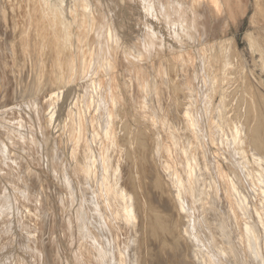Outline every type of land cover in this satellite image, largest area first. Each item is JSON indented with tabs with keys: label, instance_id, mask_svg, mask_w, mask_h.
<instances>
[{
	"label": "rangeland",
	"instance_id": "1",
	"mask_svg": "<svg viewBox=\"0 0 264 264\" xmlns=\"http://www.w3.org/2000/svg\"><path fill=\"white\" fill-rule=\"evenodd\" d=\"M18 1L20 6L27 7L25 1L22 0V3L21 0ZM143 1L122 0L120 3V9L118 8L119 12L117 15V20L119 19L117 34L119 36L116 41L113 42L111 49L114 69L110 70L108 73L106 72L105 75H100L92 80L109 77L112 74H114L113 77L116 76L118 81H121L122 79L124 81L127 80L126 83L129 92L128 99L132 101V104L134 105L132 106L131 104L132 107L130 106V103L128 102L129 100H127L124 94V102H126L124 106L121 107L122 110H125L127 113L129 110L134 111V106L142 103L140 105L142 108L141 110L145 111V116H147L149 120L142 123L141 121L139 122L136 115H133L136 116L133 117V119L135 118V121L128 117V115L126 118L123 117L125 119H122V122H126L125 124L128 126L127 130L131 133L129 135L126 129L123 130L124 132L116 130V132L120 131V133H116L117 137L113 140L114 142L109 141V144L107 143L108 150L106 149V151L104 149L106 143L104 144V141L102 140V137L106 134V129L103 130L102 127L98 126L99 121L94 118L97 115L96 110L98 109L97 112H99V110H102L106 104H104L103 107L102 105L99 106L101 107L99 108V100L98 102L94 101L96 104L92 102L86 103L82 97L76 98L74 95L70 101L71 107H73L74 111L76 110L75 112H78L74 114V118L77 116L74 124L78 127H81L82 125V127H79L80 133L77 136L78 138L73 146L70 147L71 149H69L70 142L67 141L68 134H63L65 132H63L64 128H62L63 123L66 126V115H68L69 110V106L65 105V103L67 105L68 103L66 99H64L63 94L65 91H68L66 90V87L70 92H76L78 89L77 87L80 86L84 79H79V76L77 78L79 71L77 72L78 69L75 68V70L72 71L73 74L69 72L70 77L68 81L65 80L68 84L64 83L63 85L61 83V85L55 83V85H53L54 87L50 89L51 86H49L48 88L46 75L51 67L48 68L50 61H48L49 59L46 57V53L43 50H41L40 53H43L44 55L37 53L39 59L36 58L37 56L33 53L32 55L29 54L26 56V48L22 49L19 44L17 46L14 38L15 43L12 39L9 41V38L13 37L12 34L17 31L13 29V22L16 21L14 20L15 17L13 16V12H16L14 7H16L17 3L14 0H1L0 159L4 161L3 163H6V166L11 167V165H13V168L17 169L18 167L19 170L21 169V163L15 160L14 154L19 160L22 158L24 161H28V163L24 162L25 164H23V168L24 170H27L31 168V165L33 166L38 178L37 180H39L36 186L40 191L36 188V192L35 190L30 192L32 190L30 188L28 189V185L24 184L20 187L21 192L23 190L21 193L22 198L18 197L20 200L18 198V201L15 199L16 201L14 200L15 202H11L12 205L10 206H8L9 202L1 203L0 201V264H8L5 258L8 251H10V247L7 248L8 250L5 249L7 246L4 242H6L5 236L8 234L9 230L11 231L10 227H12V230L19 229L17 230L19 234L16 230L14 231L19 241L17 246L15 243L13 249H11V251L14 250V254L19 258V261H17V258L14 257V264H27L28 262H31L30 264H32L34 260L33 258L35 257V260L38 262L34 260L33 264H40V260L41 263H43L45 262V258L39 256V259L38 255H41L40 253H42L43 256L47 254L51 255L55 252L56 256H67L69 258L71 257L70 255H72V250H70V248L77 250L79 244H83V246L88 249L91 247L92 249H90L96 256L99 254H96V252L104 250L103 253H105V256L110 259H107L108 261L106 262H111V264H120V261L121 264H134L133 261H136L134 258L137 259L138 257L137 261H140L141 264H175V260L178 258L185 259L187 264H264V183L258 179L257 170L250 162H247L248 164L246 163L245 166L240 162L238 150H236V148L231 147L233 150L229 151L218 146L215 144L216 142H214V122L217 120V116L214 118V115L225 114L224 117H226L227 121L230 120L234 115V112L232 114L234 108L243 109L241 101L239 100H244V104L249 107L248 115L246 114L247 117L244 119L240 118L241 121L239 122H244L243 124L245 125V122H247L249 129L254 131L252 134H254L255 131L264 132V52L262 53V51H264V0H195L193 7L190 8L191 0H151L150 4H145ZM5 2L6 4L8 3V5H6ZM9 2H14L15 5H11ZM153 5L156 6V8ZM148 8H150V10ZM200 8H203L205 16L210 20V25H207L204 30H200ZM13 9L14 11H12ZM44 9L46 8L44 7ZM155 12L157 14H154ZM216 14L219 15L220 19V22L217 23ZM208 15H210V17ZM43 25L46 28L50 26V24L47 26L45 21L43 22ZM156 25L158 26L156 27ZM155 28L160 31V34L157 33ZM107 29L111 32V25H108ZM183 33L187 37L185 42H181L180 40V36ZM18 34L19 33L16 34L17 36L15 35L16 38H18L21 33ZM133 38L136 39V42H141L144 48H148V45L154 44L155 38H161L163 44L161 46H163L164 49L163 54L158 55L154 60L149 61L146 64L143 63V67H147L148 69H146V71L153 72V68H155L153 64L157 63L159 59H162L161 61L163 64L160 68L161 70L158 68L161 71L162 77L159 79L158 76V81H155V85L153 77H147L148 79L146 78L147 81H145V84L147 85L138 88L128 77V67L124 64L123 52L125 51V55H128V53L131 52V49L124 45L128 46ZM127 39L128 41L126 42ZM9 42L14 43L15 45L12 47L10 44L9 46L7 44ZM178 44L181 46H178ZM16 46L19 47V49H17ZM167 49H169V51H167ZM16 50L17 52H15ZM175 51H177L180 56ZM130 55H134V52H131ZM169 56H172L174 60L168 58ZM42 57L47 58H45L47 60H45L46 63L42 61L44 60L41 59ZM166 58L168 62L172 61V63H168ZM225 60H228L231 67L223 65V63L226 64ZM41 62L42 65L44 62V66L41 65ZM76 62H78V58L76 59ZM35 65L37 66L35 67ZM64 65L65 64L62 65V63H60L61 74L64 72L66 73L67 68ZM167 65L169 66L167 67ZM34 74H36V77L38 74L42 81L40 80L41 83L37 88L38 90L28 92V90H30L28 89L29 84L32 85V81L35 78ZM152 75L154 76V73H152ZM211 75H214L219 83L218 88L214 87V90H212L213 88L210 85H206L204 82L205 78H209ZM60 78L62 79L63 77ZM107 80L109 81V79ZM89 85L88 91L91 95L93 93V88L91 87L93 86L91 82ZM55 86H57L56 89L60 91L54 90ZM143 88L145 89L143 90ZM84 89L85 88H83V91ZM139 89H141V91H139ZM26 91L29 93H27L28 96L26 95ZM43 91L46 92L44 93ZM58 93L61 94V96ZM209 93L211 96H209ZM221 94L225 97L224 99L222 98L224 103H221H223V105L219 104V98L222 96ZM53 95L56 96L54 97ZM91 96H93V94ZM206 97L207 100L205 99ZM85 99H87V97H85ZM47 100H49V105H47ZM186 100L190 101L188 102L189 106L188 103H186ZM205 100L208 101V104H211L208 110L204 108L206 103ZM55 102L58 105L57 108L59 107L58 109L56 108ZM71 102L75 103L73 104L75 106H73ZM27 103L28 105H26ZM144 103L146 106H144ZM80 104H82L81 106H83V109ZM53 105L56 109L52 108ZM77 106L83 110L82 113L81 109ZM219 106L220 108L222 107V109H220ZM65 107L67 108L65 109ZM216 108L219 110L217 111ZM47 109L52 112L49 113ZM62 109H64V112ZM45 112L48 113L46 114ZM60 113H64L63 116L66 118L63 117V122L59 119L60 117L62 118V114ZM49 114H51V116ZM78 117L82 121H79ZM57 118L60 120L58 123ZM49 119L52 122H50ZM76 120L79 123L76 122ZM44 121H47L48 123ZM76 125L74 126L76 127ZM168 125L172 128L168 127V129ZM250 126H253L254 128L252 129ZM8 127L16 128L17 132L15 134L13 133V135L7 134L10 139L7 142H4L5 131L9 129ZM133 127L136 128L134 129ZM165 128L168 129V132H165L167 131ZM169 130L172 131L173 136V138L171 137L170 139L169 136H166L169 133ZM137 131L140 133L144 132L143 136L147 139V141L145 139L147 145L144 146V152L140 149L138 151L136 150L138 149V145L135 143V136L139 135V132ZM101 132L104 134H101ZM192 133L195 135L197 134L195 138V135H192ZM23 134L27 136L26 138L28 140L23 138ZM250 134L248 133L246 135L249 139L254 136H251ZM51 136L53 137L50 138ZM120 136L123 137V140ZM126 136L130 143L127 142V140L124 141ZM118 137H120V139ZM225 137L227 136L225 135ZM81 139L85 141V144H88L86 145L88 146V149L86 147L83 148L84 150L82 149ZM175 141L178 142L177 146ZM117 142H119V145ZM121 142L127 143L126 145L124 143L125 146H123V143ZM247 143L244 144L245 148L243 151V155L248 154L245 155V158H248L249 156L251 157L253 154L252 146L250 143ZM111 145H113L112 149ZM7 146L8 149L5 148ZM126 146L128 148L127 150ZM181 146H186L183 152H180V148H182ZM120 147H124L122 150H126L125 153L130 154L129 161L125 160L126 158L123 157L125 153L122 152L124 154L122 155L121 152H119L118 149ZM1 148L4 150H1ZM164 148L169 152H166L165 150L164 154H166L162 155ZM85 149L89 151L87 155H93V157L89 156L90 161L87 160L89 166L84 162L85 159L83 154L87 153H84ZM7 150L9 151L7 152ZM114 151L118 152H116L117 156H119L118 154H121L118 159L115 158L116 153L114 154ZM9 152L13 153V156L10 155ZM105 152H108L111 156L109 157V154ZM137 152H140L141 155ZM100 153L104 154L101 155ZM85 157H87L86 154ZM161 157L168 158L163 159ZM256 157L257 156L255 155L254 158ZM108 158H110L109 160H112L111 164H117V169L113 168L115 167L113 165L108 168L104 167L103 160ZM142 158L144 161L145 159H148L149 162L145 161L146 163L144 164ZM78 159L80 160L79 162ZM122 159L124 164H122ZM10 160L14 161L10 162ZM32 160L34 161V163L32 162L33 164H31ZM118 160L119 162L117 163ZM168 160L172 161L171 164L175 162L177 165L174 164L172 167L166 168L164 164ZM50 161H54L52 166ZM78 163L79 165L82 163L80 166L84 165L85 167L87 166L86 168H90L84 169L83 166H78ZM142 165H147L146 170L150 173H146L145 175L147 176L142 174V170H145V167ZM79 168H82L83 170H80ZM128 168L130 169L133 183H135V188L138 187V190L135 189L136 198H138V208L135 210L137 213L136 222L138 220L139 224L137 228L134 226L133 219L131 220V217L127 213L128 209L126 208H129V202L128 200L126 201L127 197L124 196L117 198V196L112 193L111 188L109 189L107 187L110 184L109 182L112 177L113 180L116 179V177H114L115 175L113 176V172L116 174L117 171L116 176H119V174L124 175L125 172L129 170ZM149 169L151 170L149 171ZM13 175H15V178L19 177L18 174L16 175L13 173ZM125 178L126 177L123 176V179ZM28 179L29 178L27 177L25 182H27ZM152 180L159 184V188L150 191L147 187H149L150 184L152 185ZM110 186L111 185H109V187ZM148 191H150L149 194L154 192L153 195L156 200H153V198L147 193ZM24 194L27 196L24 197ZM36 194L40 195L39 197L42 196V201H37ZM23 197L27 200H24ZM23 200L25 201L24 203ZM16 202H20L21 206ZM54 202L56 205H54ZM5 204H7V206H5ZM176 205L178 208H175ZM17 207L20 208L18 209ZM41 207L43 209H41ZM17 209L19 210L18 213L15 212ZM42 210L44 212L41 213ZM34 211L38 213L36 221L34 220ZM7 213L8 215L6 217L4 214ZM22 214H24V216ZM152 214H155L153 215L154 218L156 217V219H159L160 221L163 220L162 222L164 225L166 223L167 228H165V231L163 230L164 232H160L162 234L159 232L153 234V232L150 231L147 223L149 222V219L152 218ZM12 215L13 218L11 217ZM182 215L186 216V221L188 219L187 224L181 223ZM21 216L24 217L21 218L22 220L20 219ZM14 218H19V220ZM91 219L93 221H91ZM20 221L23 226H21L22 224ZM6 224L7 227H5ZM35 226L38 229L39 226L42 228L39 229L41 230V233L35 228ZM80 226H82L81 229ZM4 227L8 230L6 231ZM32 227H34L35 230L30 229ZM92 227H95L96 229H93ZM250 231L254 236V242L256 241L257 256L253 255L252 245L246 236V232ZM149 233H152L153 236ZM35 234L37 235L35 236ZM178 235L180 237H178ZM93 237H95L94 240ZM59 240H61V244L58 242ZM98 246L99 248H102H100V251ZM74 253L75 251L73 254ZM98 258H101V255L100 257L98 256ZM158 260L160 261L157 262Z\"/></svg>",
	"mask_w": 264,
	"mask_h": 264
},
{
	"label": "bare ground",
	"instance_id": "2",
	"mask_svg": "<svg viewBox=\"0 0 264 264\" xmlns=\"http://www.w3.org/2000/svg\"><path fill=\"white\" fill-rule=\"evenodd\" d=\"M5 1V0H4ZM13 1V0H12ZM16 3H17V5H16V7H14V9L16 10V12H13V16L15 17V19L14 20H16L15 22H13V29L16 31V32H14V33H21L20 34V36L18 37V38H16V34H12V38L10 37L9 38V41H10V39H12L13 40V42H14V39H15V42L17 43V46H18V44L19 45H21L20 47H22V49H24V48H26L25 50L27 51V54H26V56L27 55H29V54H31L32 55V53L34 54V55H36L37 56V53L39 54L40 53V51L41 50H43L45 53H46V57H48V61H50L49 63H50V65H48V68L49 67H51L50 68V70L49 71H47V75H46V78H47V84H48V88H49V86H51L50 87V89L52 88V87H54L53 85H55V83L56 84H63L64 85V83L66 84H68V82H66V81H68V79H69V77H70V75H69V72H71L72 73V71L73 70H75V68H77L78 70H77V72L79 71V74L77 75V78H78V76H79V79H81V78H83L84 80L82 81V83L80 84V86L79 87H77L78 89L76 90V92L75 91H72V92H70L69 91V89L66 87V90H68V91H65L64 92V99H66V101H67V103H68V105L65 103V105L66 106H69L68 108H69V110H68V115H66V113H65V115L67 116V119L65 118V116H63V114L62 113H60V114H62V118L60 117L59 119L60 120H62V122H63V117L66 119V126L64 125V123H63V127L62 128H64L63 129V132H65V133H63V134H68L67 135V141L68 142H70V144H69V149H71L70 147H72L73 146V144L76 142V140H77V136H78V134L80 133L79 131H80V129H79V127L76 125V124H74V121H75V119H76V117L74 118V114L75 113H78V112H75L74 111V109H73V107H71V105H70V101H71V98H73V95H74V97H79V98H83L84 99V101L87 103H89V102H92V103H94V101H97L98 102V100H99V102H98V107L99 106H101L102 105V107H103V105L104 104H106V106L105 107H103V109L102 110H99V112H97V110H96V113H97V115L94 117V118H96L98 121H99V125L98 126H100V127H102V129L104 130V129H106V134L102 137V140L104 141V144L106 143V145H105V147H104V149L106 150H108V146H107V143L109 144V141H113V140H115V138L117 137V135H116V133H120V131H123V130H127V128H128V126L125 124L126 122L125 121H123L122 122V119L124 120L126 117H127V115H128V117H130V118H132L133 119V117H136L137 116V118L139 119V122L141 121L142 123L143 122H146V121H148L149 119H148V117L147 116H145L146 114H145V111H143V110H141L142 108H141V104H139V102H138V104L139 105H135L134 107V111L132 112V111H128V113L125 111V110H122V108L121 107H123L124 106V104H125V102H124V98L126 97L127 98V100H129L128 99V85H127V83H126V81L127 80H121V81H118V79H116V76L115 77H113L114 76V74H112L111 76H109V77H104V78H98V79H96V80H92V79H95V78H97V77H99L100 75H105L106 74V72L108 73V72H110V70H112V69H114L113 68V58H112V52H111V49H112V46H113V42L114 41H116V39H117V37L119 36L118 34H117V31H118V20H117V15H118V8H119V5H120V3L122 2V0H23V1H25L26 2V5H27V7H23V6H20V3H19V1L18 0H14ZM143 1V0H142ZM150 1L151 0H144L143 2L145 3V4H147V3H149L150 4ZM192 2H191V5L189 6V8L190 7H193V4L195 3V0H191ZM224 1V0H223ZM227 1V0H226ZM229 1V0H228ZM0 2H1V0H0ZM10 3V2H9ZM21 3H22V0H21ZM153 3V2H152ZM151 3V4H152ZM257 3H258V1H257ZM5 4H6V2H5ZM11 5L13 4V5H15L14 4V2L13 3H10ZM155 4V3H154ZM6 5H8V3L6 4ZM11 5H9V6H11ZM22 5V4H21ZM25 5V6H26ZM154 6V5H153ZM160 6V5H159ZM13 7V6H12ZM11 7V8H12ZM44 7L46 8V9H44ZM155 8H156V6H154ZM221 7V6H220ZM10 8V7H9ZM27 8V9H26ZM151 8H152V6H151ZM161 8V7H160ZM5 9V8H4ZM14 9L12 10V11H14ZM20 9V10H19ZM43 9V10H42ZM120 9V8H119ZM149 10H150V8H148ZM208 9V8H207ZM44 11V12H43ZM150 12V11H149ZM152 12H153V8H152ZM157 12V11H156ZM154 13V14H157V13ZM37 13V14H36ZM10 14V13H9ZM12 14V13H11ZM134 15V14H133ZM199 15H200V21H199V23H200V30H204V28L207 26V25H210V20H208V18L205 16V12L203 11V8H200V10H199ZM157 16V15H156ZM209 17H210V15H208ZM216 16V18H217V20H216V23L217 22H220V19H219V15H215ZM3 17V16H2ZM120 17V16H119ZM132 17V16H131ZM155 17V16H154ZM158 17V16H157ZM194 17V16H193ZM156 18V17H155ZM4 20H5V17H4ZM13 20V21H14ZM131 20H132V18H131ZM154 20V19H153ZM157 20V19H156ZM194 20V19H193ZM46 22V25L47 26H49V24H50V26L48 27V28H46L44 25H43V22ZM208 21V22H207ZM75 22H76V24H75ZM133 22H134V20H133ZM195 22V21H194ZM158 23V22H157ZM196 24V23H195ZM5 25V24H4ZM108 25H111V28H112V30H111V32L107 29V26ZM121 25V24H120ZM155 25V24H154ZM158 25H156V27H157ZM196 26V25H195ZM7 27V26H6ZM159 28V27H158ZM208 28H209V26H208ZM2 29V28H1ZM156 29V28H155ZM10 30V29H9ZM192 30V29H191ZM22 31V32H21ZM156 31H157V33L158 34H160V31H158L157 29H156ZM208 31H209V29H208ZM11 32V31H10ZM8 33V32H7ZM18 34V35H19ZM16 35V36H15ZM190 35V34H189ZM198 35V34H197ZM206 35V34H205ZM121 37V36H120ZM119 37V38H120ZM190 37V36H189ZM14 38V39H13ZM74 38V39H73ZM75 40V41H73V40ZM132 39V38H131ZM186 39H187V37L185 36V34L183 33V34H181V36H180V40H181V42H185L186 41ZM198 39V38H197ZM5 41V40H4ZM128 41V39L126 40V42ZM14 42V43H15ZM136 39H134L133 38V40H131V43L127 46V45H124L125 47H127V48H130L131 49V52L133 53L134 52V55H130V53H128V55H125V51L123 52V60H124V64L125 65H127V67H128V77H129V79L132 81V83H134L135 84V86L136 87H138V88H141L143 85H147V84H145V81H147V79L148 78H152L153 77V81H154V85H155V81H158V76H159V79H160V77H162V75H161V66H162V64H163V62L159 59V61L157 62V63H154L153 64V66H155V68H153V72H150V71H146V69H147V67H143V63H147V62H149V61H152V60H154L158 55H160V54H163V46H161V45H163L162 44V41H161V38H155V41H154V44H151V45H148V48L147 47H145L144 48V46H142V43L140 42H136ZM6 43V42H5ZM14 43H12V42H9V43H7L9 46H10V44L12 45V47H13V45H15ZM129 43V42H128ZM7 44H6V46H7ZM125 44H127V43H125ZM212 44V43H211ZM210 44V45H211ZM214 44V43H213ZM4 45V44H3ZM145 45V44H144ZM219 45V44H218ZM254 45V44H253ZM260 45V44H259ZM264 45V44H263ZM16 46V48L17 49H19V47H17ZM178 46H181V45H179L178 44ZM189 46V45H188ZM198 46V45H197ZM208 46V45H207ZM171 47V46H170ZM261 47V46H260ZM126 48V49H127ZM155 48V49H154ZM172 48V47H171ZM212 48V47H211ZM171 50V49H170ZM174 50V49H173ZM212 50V49H211ZM24 51V50H23ZM123 51V50H122ZM128 51V50H127ZM167 51H169V49H167ZM184 51V50H183ZM186 51V50H185ZM15 52H17V50L15 51ZM22 52V51H21ZM129 52V51H128ZM173 52V51H172ZM177 54H178V52L177 51H175ZM264 51H262V53H263ZM169 53V52H168ZM175 53V54H176ZM179 53H180V51H179ZM183 53V52H182ZM224 53V52H223ZM43 53H40V55H42ZM127 54V53H126ZM173 54H174V52H173ZM184 54V53H183ZM264 54V53H263ZM9 55V54H8ZM15 55V54H14ZM39 55V56H40ZM44 55V54H43ZM179 55V54H178ZM204 55V54H203ZM173 56V55H172ZM172 56H169L168 58H170V59H172V60H174V58H172ZM180 56V55H179ZM178 56V57H179ZM259 56V55H258ZM261 56H263V55H261ZM14 57V56H13ZM45 57V58H46ZM174 57V56H173ZM181 57H184V56H181ZM264 57V56H263ZM262 57V58H263ZM36 58H38L39 59V57L37 56ZM45 58H41V59H44V60H42V61H44L45 62V60L47 59H45ZM78 58V62H76V59ZM28 59V58H27ZM177 59V58H176ZM175 59V60H176ZM183 59V58H182ZM188 60V59H187ZM22 61V60H21ZM37 61V60H36ZM47 61V60H46ZM166 61H167V58H166ZM35 62V61H34ZM38 62H39V60H38ZM44 62H43V65H42V62H41V65L42 66H44ZM165 62V61H164ZM168 62V61H167ZM169 62H171L172 63V61H169ZM168 62V63H169ZM223 62H224V60H223ZM263 62H264V60H263ZM26 63V62H25ZM37 63V62H36ZM46 63V62H45ZM60 63H62V65L63 64H65L64 66H66V73L64 72V73H62L61 74V72H60ZM225 63L226 64H224L223 63V65H227V67H229L230 66V63L228 62V60H225ZM35 64V63H34ZM48 64V63H47ZM177 64V63H176ZM205 64V63H204ZM159 65V66H158ZM170 65V64H169ZM169 65H167V67L169 66ZM203 65V64H202ZM211 65V64H210ZM220 65V64H219ZM37 65H35V67H36ZM174 66V65H173ZM4 67V66H3ZM25 67V66H24ZM63 67V66H62ZM175 67V66H174ZM173 67V68H174ZM178 67V66H177ZM210 67V66H209ZM223 67V66H222ZM231 67V66H230ZM234 67V66H233ZM11 68V67H10ZM38 68V67H37ZM42 68V67H41ZM45 68V67H44ZM160 70H159V69ZM15 69V68H14ZM24 69V68H23ZM40 69V68H39ZM47 69V68H46ZM46 69H44V70H46ZM64 69V68H63ZM145 69V70H144ZM172 69V68H171ZM224 69H225V66H224ZM233 69H235V68H233ZM22 70V69H21ZM148 70V69H147ZM167 70H169V69H167ZM206 70V69H205ZM5 72V71H4ZM46 72V71H45ZM44 72V73H45ZM49 72V73H48ZM63 72V71H62ZM171 72V71H170ZM207 72V71H206ZM233 72V71H232ZM148 73V74H147ZM152 73H154V76L152 75ZM163 73V72H162ZM214 73V72H213ZM222 73V72H221ZM234 73V72H233ZM39 74H40V72H39ZM42 74H43V72H42ZM41 74V75H42ZM73 74V73H72ZM161 76H160V75ZM205 74V73H204ZM229 74V73H228ZM227 74V75H228ZM232 74V73H231ZM12 75V74H11ZM10 75V76H11ZM35 75V78L33 79V81H32V85L31 84H29V87H28V89H30V90H28V92L29 91H36V90H38L37 88L39 87V85H40V80H41V77L40 76H38V74H37V77H36V74H34ZM152 75V76H151ZM223 75V74H222ZM226 75V76H227ZM27 76V75H26ZM74 76H75V74H74ZM216 76V75H215ZM34 77V76H33ZM45 77V76H44ZM60 77H63L62 79L60 78ZM93 77V78H92ZM148 77V78H147ZM221 77H223V76H221ZM220 77V78H221ZM11 78V77H10ZM14 78V77H13ZM23 78V77H22ZM147 78V79H146ZM71 79V78H70ZM75 79V78H74ZM107 79H109V81L107 80ZM125 79V78H124ZM222 79H224V78H222ZM16 80V79H15ZM22 80V79H21ZM32 80V79H31ZM62 80H63V82H62ZM66 80V81H65ZM71 80H73V79H71ZM78 80V79H77ZM23 81V80H22ZM42 81V80H41ZM46 81H45V83H46ZM236 81V80H235ZM72 82V81H71ZM70 82V83H71ZM80 82V81H79ZM90 82H91V84H92V86L93 87H91V88H93V96H91L90 95V93H89V91H88V86H90L89 84H90ZM204 82H205V84L206 85H210L213 89L212 90H214V87H217L218 88V80L214 77V75H211V77H207V78H205V80H204ZM221 82V81H220ZM31 83V82H30ZM73 83V82H72ZM147 83V82H146ZM61 84V85H62ZM167 84H168V82H167ZM221 84V83H220ZM231 85V84H230ZM66 86V85H65ZM130 86V85H129ZM132 86V85H131ZM173 86V85H172ZM220 86V85H219ZM229 86V85H228ZM42 87V86H41ZM43 87H44V85H43ZM42 87V88H43ZM56 87L57 86H55V89L54 90H57L56 89ZM64 87V86H63ZM5 88V87H4ZM41 88V89H42ZM59 88V87H58ZM61 88V87H60ZM83 88H85L84 89V91H83ZM209 88V87H208ZM229 88V87H228ZM232 88V87H231ZM44 89H45V87H44ZM71 89V88H70ZM75 89H76V87H75ZM145 88H143V90H144ZM211 89V88H210ZM222 89V88H221ZM220 89V90H221ZM5 90V89H4ZM142 90V91H143ZM206 90V89H205ZM212 90H211V92H212ZM1 91V90H0ZM41 91V90H40ZM49 91H51V90H49ZM57 91H60V90H57ZM62 91V90H61ZM139 91H141V89H139ZM156 91V90H155ZM27 91H26V95L28 96V93ZM44 92V91H43ZM46 92V91H45ZM44 92V93H45ZM87 92V93H86ZM6 93V92H5ZM28 93V94H27ZM60 93V92H59ZM58 93V94H59ZM131 93V92H130ZM204 93V92H203ZM207 93V92H206ZM214 93V92H213ZM223 93V92H222ZM230 93H231V91H230ZM39 94H40V92H39ZM54 94H57V93H54ZM124 94H125V97H124ZM205 94V93H204ZM212 94V93H211ZM14 95V94H13ZM21 95V94H20ZM45 95V94H44ZM51 95H52V93H51ZM60 96H61V94H59ZM86 95V96H85ZM157 95V94H156ZM187 95V94H186ZM222 95V94H221ZM38 96V95H37ZM42 96V95H41ZM50 96V95H49ZM54 96V95H53ZM56 96V95H55ZM54 96V97H55ZM58 96V95H57ZM89 96V97H88ZM188 96V95H187ZM204 96V95H203ZM206 96V95H205ZM209 96H211L210 95V93H209ZM231 96H232V94H231ZM52 97V96H51ZM59 97V96H58ZM58 97H57V99H58ZM85 97H87V99H85ZM31 98H33V97H31ZM35 98V97H34ZM53 98V97H52ZM139 98V97H138ZM203 98V97H202ZM222 98L224 99L225 97L222 95L220 98H219V100H220V103L219 104H222L223 105V100H222ZM45 99H46V97H45ZM54 99H56V98H54ZM63 99V100H64ZM144 99V98H143ZM158 99V98H157ZM157 99H155V100H157ZM206 100H207V97L205 98ZM209 99V98H208ZM230 99V98H229ZM232 99H236V98H232ZM231 99V100H232ZM35 100V99H34ZM42 100V99H41ZM50 100H51V98H50ZM171 100V99H170ZM189 100V99H188ZM203 100V99H202ZM205 100V101H206ZM227 100V99H226ZM6 101H7V99H6ZM31 101H32V99H31ZM37 101V100H36ZM44 101V100H43ZM49 100H47V105H49V102H48ZM83 101V102H84ZM239 101H241V104H242V108L243 109H238V108H234L233 109V111H232V114H233V112H234V115L232 116V118H230V120H228L227 121V119H226V117H224L225 116V114H219V115H214V118L216 117L217 118V120H215L216 122H214L215 123V125H214V127H215V136H214V142H216L215 144H217L218 146H221L222 148H224V149H227V150H229V151H231V150H233L232 148L234 147V148H236V150H238V157H239V160H240V162L245 166L246 165V163L247 162H250L255 168H256V170H257V173H258V179L259 180H261V181H263V183H264V132H261V131H255V133L254 134H252V132H254L253 130L251 131V129H249V127L247 126V122H245L246 123V125L245 124H243L242 122L240 123L239 121H241V119L243 118H246L247 116H246V114L248 115V105H246V104H244V100H239ZM42 102V101H41ZM45 102V101H44ZM50 102H52V101H50ZM63 102V101H62ZM72 102H74V101H72ZM71 102V103H72ZM76 102H77V100H76ZM129 103H130V106H131V104H132V101H128ZM154 102V101H153ZM158 102V101H157ZM188 102H190V101H187L186 100V103H188ZM221 102H223V103H221ZM26 103V102H25ZM53 103V102H52ZM204 103V102H203ZM218 103V102H217ZM239 103V102H238ZM54 104V103H53ZM55 104H56V108H57V103L55 102ZM73 104H75V103H72V105ZM78 104V103H77ZM76 104V105H77ZM94 104H96V103H94ZM154 104V103H153ZM159 104V103H158ZM24 105V104H23ZM26 105H28V103L26 104ZM39 105V104H38ZM60 105V104H59ZM82 104H80V106H81ZM87 105V104H86ZM134 104H132V106H133ZM203 105V104H202ZM215 105V104H214ZM217 105V104H216ZM240 105V104H239ZM63 106H64V104H63ZM63 106H61V107H63ZM73 106H75V105H73ZM131 106V107H132ZM144 106H146L145 105V103H144ZM188 106H189V103H188ZM211 106V104L209 103L208 104V101H206V103H205V105H204V108H206L207 110H208V108ZM221 106V105H220ZM220 106H219V108H220ZM27 107V106H26ZM50 107V106H49ZM61 107H60V109H61ZM78 107V106H77ZM82 107V109H83V106H81ZM87 107V106H86ZM97 107V108H98ZM128 107H129V104H128ZM197 107V106H196ZM240 107V106H239ZM20 108V107H19ZM24 108V107H23ZM22 108V109H23ZM28 108V107H27ZM51 108V107H50ZM52 108H55L54 107V105H53V107ZM55 108V109H56ZM59 108V107H58ZM57 108V109H58ZM64 108V107H63ZM67 107H65V109H66ZM76 108V107H75ZM79 108V107H78ZM78 108H76V109H78ZM99 108H101V107H99ZM159 108V107H158ZM191 108H193V107H191ZM225 108V107H224ZM79 109H81V108H79ZM81 109V113H82V110ZM124 109V108H123ZM132 109V108H131ZM213 109H214V106H213ZM212 109V110H213ZM220 109H222V107L220 108ZM64 109H62V111H63ZM196 110V109H195ZM211 110V109H210ZM216 110L218 111L219 109H217L216 108ZM35 111V110H34ZM47 111L49 112V113H51L52 111H50V110H48L47 109ZM56 111H58V110H56ZM77 111H79V110H77ZM144 113H143V112ZM220 111H222V110H220ZM219 111V112H220ZM47 112V113H48ZM64 112V111H63ZM67 112V111H66ZM80 112V111H79ZM192 112H193V110H192ZM208 112V111H207ZM206 112V113H207ZM218 112V113H219ZM20 113V112H19ZM29 113V112H28ZM33 113V112H32ZM38 113V112H37ZM46 113V112H45ZM46 113V114H47ZM96 113H94V114H96ZM134 113V114H133ZM229 113V112H228ZM56 114H57V112H56ZM59 114V115H60ZM90 114V113H89ZM149 114V113H148ZM208 114V113H207ZM50 116H51V114H49ZM78 115V114H77ZM92 115V114H91ZM125 115V116H124ZM133 115H136V116H133ZM199 115V114H198ZM210 115V114H209ZM227 115V114H226ZM50 116H49V118H50ZM56 116V115H55ZM54 116V117H55ZM79 116V115H78ZM221 116V117H220ZM57 117H58V114H57ZM80 117V116H79ZM78 117V118H79ZM123 117H125V118H123ZM228 117V116H227ZM22 118V117H21ZM77 118V119H78ZM241 118V119H240ZM23 119H24V117H23ZM51 119V118H50ZM50 119H49V121H50ZM53 119V118H52ZM58 118H57V123H58V121H60ZM65 119H64V122H65ZM95 119V120H96ZM203 119V118H202ZM15 120V119H14ZM38 120V119H37ZM79 121H82V120H80V118L78 119ZM96 120V121H97ZM121 120V121H120ZM127 120V119H126ZM134 121H135V118L133 119ZM23 121V120H22ZM128 121V120H127ZM251 121V120H250ZM44 122H46V123H48L47 121H44ZM43 122V123H44ZM50 122H52V121H50ZM49 122V123H50ZM76 122H78L77 120H76ZM262 122V121H261ZM10 123H12V122H10ZM9 123V124H10ZM61 123V122H60ZM79 123V122H78ZM128 123V122H127ZM28 124V123H27ZM31 124V123H30ZM213 124V123H212ZM74 125H76V127L74 126ZM12 126V125H11ZM16 126V125H15ZM24 126V125H23ZM73 126H74V128H73ZM93 126V125H92ZM127 126V127H126ZM14 127V126H13ZM46 127H47V125H46ZM59 127V126H58ZM81 127H82V125H81ZM80 127V128H81ZM168 127H170L169 125L167 126V128ZM176 127H179V126H176ZM176 127H174V128H176ZM250 127H252V129L254 128L253 126H250ZM9 128V129H8ZM6 130L7 131H5V137H4V142L6 141H8L10 138L8 137V135L7 134H12L13 135V133L15 134L16 132H17V130H16V128H10V127H8ZM134 128V127H133ZM136 128V127H135ZM134 128V129H135ZM170 128H172V127H170ZM173 128V129H174ZM52 129V128H51ZM56 129V128H55ZM59 129H61V128H59ZM73 129V130H72ZM169 129V128H168ZM168 129H166L165 128V130H167V131H165V132H168ZM258 129V128H257ZM10 130V131H9ZM57 130V129H56ZM94 130V129H93ZM116 130H120V131H118V132H116ZM140 130V129H139ZM170 130H172V129H170ZM169 130V135L167 134H165L166 136H169V139L172 137L173 138V136H172V131H170ZM175 130V129H174ZM179 130V129H178ZM185 130V129H184ZM40 131V130H39ZM53 131V130H52ZM90 131V130H89ZM115 131V132H114ZM128 131V133H129V135H130V131L129 130H127ZM141 131V130H140ZM144 131H145V129H144ZM205 131H208V130H205ZM26 132V131H25ZM82 132V131H81ZM93 132V131H92ZM104 132V131H103ZM124 132V131H123ZM137 132H139V131H137ZM146 132V131H145ZM39 133V132H38ZM83 133V132H82ZM128 133H127V135H128ZM136 133V132H135ZM190 133V132H189ZM207 133V132H206ZM250 134L251 136H253V137H251L250 135V139L249 138H247V134ZM51 134V133H50ZM101 134H104V133H102L101 132ZM115 134V135H114ZM121 134H122V132H121ZM139 135H137V136H135L136 137V142L135 143H137V145H138V149H136L137 151L140 149L141 151L145 148L144 146L145 145H147L146 143V141H147V139H146V137L144 138V136H143V134H144V132L142 133H138ZM173 134H174V132H173ZM176 134V133H175ZM199 134V133H198ZM31 135V134H30ZM61 135V134H60ZM99 135V134H98ZM129 135H128V138H129ZM132 135H133V133H132ZM192 135H195V134H193L192 133ZM197 135V134H196ZM196 135L194 136V138L196 137ZM225 135L227 136V137H225ZM260 135V136H259ZM23 136V138H25L26 140H28L26 137L27 136H25V134H23L22 135ZM102 136V135H101ZM248 136V137H249ZM53 136H51L50 138H52ZM70 137V138H69ZM121 137V136H120ZM120 137H118L119 139H120ZM176 137H177V135H176ZM198 137H199V135H198ZM32 138V137H31ZM98 138H100V137H98ZM122 138V140H123V137H121ZM126 138V139H125ZM124 138V141L125 140H127V142H129V140L127 139V136ZM134 138V137H133ZM168 138V137H167ZM192 138H193V136H192ZM193 138V139H194ZM248 139V141H247V139ZM17 139H18V137H17ZM88 139V138H87ZM145 139H146V141H145ZM154 139V138H153ZM152 139V140H153ZM178 139V138H177ZM32 140V139H31ZM61 140V139H60ZM82 140V139H81ZM85 140V139H84ZM101 140V139H100ZM118 140V139H117ZM175 140V139H174ZM179 140V139H178ZM195 140V139H194ZM211 140V139H210ZM213 140V139H212ZM19 141V140H18ZM23 141V140H22ZM66 141V140H65ZM80 141V140H79ZM95 141V140H94ZM170 141V140H169ZM89 142V141H88ZM114 142V141H113ZM127 142H124L125 143V145H126V143ZM166 142V141H165ZM182 142V141H181ZM250 143V145L252 146V152H253V156L251 155V153H250V155H251V157L249 156L248 158H245V155H248V154H245V155H243L244 153H243V151H244V148H245V146H244V144L245 143ZM35 143V142H34ZM87 143V142H86ZM96 143V142H95ZM119 142H117V144H118ZM121 143H123V142H121ZM124 143L122 144L123 146H125L124 145ZM130 143V142H129ZM175 143H176V146H177V143L178 142H176L175 141ZM247 143V144H248ZM1 144V143H0ZM78 144V143H77ZM114 144V143H113ZM211 144V143H210ZM6 145V144H5ZM76 145V144H75ZM86 145H88V144H85V141H83L82 140V143H81V147H82V149L83 148H87L88 146H86ZM119 145V144H118ZM121 145V144H120ZM121 145V146H122ZM168 145V144H167ZM187 145H188V143H187ZM249 145V146H250ZM35 146V145H34ZM66 146V145H65ZM112 146L113 145H111V149H112ZM248 146V147H249ZM1 147V146H0ZM116 147V146H115ZM166 147V146H165ZM182 148H180V152L182 151H184L185 150V148H186V146H181ZM232 147V148H231ZM6 149H8V146L7 147H5ZM51 148V147H50ZM79 148H80V146H79ZM136 148V147H135ZM147 148V147H146ZM175 148V147H174ZM31 149H32V147H31ZM88 149V148H87ZM87 149H85V151H84V153L85 152H87V153H85L86 154V156L87 157H85V154H81L83 157H84V159H82V157H80L82 160H84V162L85 163H87V160H89L90 159V157H93V155H87L88 154V150ZM122 149H124V147H120L118 150H119V152H121V154L122 155H124L123 153H125L126 152V150L128 149L127 148V146H126V150L124 151V150H122ZM1 150H4V149H2L1 148ZM73 150V149H72ZM84 150V149H83ZM106 150V151H107ZM110 150V149H109ZM114 150V149H113ZM117 150V151H118ZM132 150V149H131ZM165 150H166V148H164V150H163V154L162 155H165L164 154V152H165ZM251 150V149H250ZM9 150H7V152H8ZM70 151V150H69ZM81 151V150H80ZM98 151V150H97ZM117 151H114L113 153L115 154ZM4 152V151H3ZM123 152V153H122ZM128 152H129V150H128ZM143 152H144V150H143ZM166 152H169L168 150H166ZM105 153H107V154H109L108 152H105ZM118 153V152H117ZM117 153H116V156H115V158H117L118 159V157L121 155V154H118L119 156H117ZM137 153H140V152H137ZM162 153V152H161ZM173 153V152H172ZM176 153V152H175ZM248 153V152H247ZM9 154L10 155H12L13 156V153H10L9 152ZM36 154V153H35ZM89 154H91V153H89ZM101 154V153H100ZM102 154H104V153H102ZM101 154V155H102ZM107 154H106V156H107ZM168 154V153H167ZM182 154V153H181ZM32 155H33V153H32ZM100 155V156H101ZM113 155V154H112ZM140 155H141V153H140ZM255 155L257 156L256 158H254L255 157ZM5 156V155H4ZM90 156V157H89ZM105 156V155H104ZM109 157L111 156L110 154L108 155ZM107 156V157H108ZM161 156V155H160ZM169 156V155H168ZM60 157V156H59ZM77 157V156H76ZM106 157V158H107ZM123 157H125L126 159L125 160H128L129 161V159H130V154H126L125 153V155L123 156ZM140 157H142V156H140ZM6 158H7V156H6ZM14 158H15V160L17 161V162H20L21 163V166H20V170L18 169V167H17V165H18V163H17V165H16V167H17V169L16 168H13V165H11V167H9V166H6V163H3L4 161H2L1 159H0V201H1V203L3 202H9L8 204V206H10V205H12V203L11 202H13L15 199H17L18 197L19 198H22V192H23V190H22V192H21V189H20V187H21V185H24V184H26V185H28V189L30 188L32 191H30V192H33L34 190H35V192H36V188H37V182H39V180H37L38 178H37V175H36V172L34 171V168H33V166L31 165H29L31 168L30 169H25L24 170V166H23V164H25L24 162H27L28 163V161H24L22 158L19 160V158L14 154ZM13 158V159H14ZM79 158V159H80ZM103 158V157H102ZM101 158V159H102ZM121 158H122V156H121ZM121 158H120V160H121ZM137 158V157H136ZM161 158H163V157H161ZM165 158H168V157H164L163 159H165ZM3 159V158H2ZM34 159V158H33ZM38 159V158H37ZM78 159V162L80 161ZM105 159V158H104ZM110 158H108V159H106V160H103L104 161V167L105 168H108L109 166L111 167V165H113V164H111L112 163V160H109ZM48 160V159H47ZM139 160H141V159H139ZM244 160H245V163H244ZM14 160H10V162H13ZM35 161H36V159H35ZM90 161V160H89ZM111 161V162H110ZM142 161H143V163L145 164L147 161L149 162V160L148 159H145V161L143 160V158H142ZM9 162V163H10ZM34 163V161L32 160L31 161V164H33ZM38 162V161H37ZM39 162H40V160H39ZM51 162V161H50ZM54 162V161H53ZM53 162H51V166H52V163ZM58 162V161H57ZM83 162V161H82ZM119 162V160L117 161V163ZM16 163V162H15ZM45 163V162H44ZM84 163V164H85ZM115 163V162H114ZM130 163V162H129ZM141 163V162H140ZM164 163V162H163ZM172 163V161L171 160H168V161H166L165 162V167L166 168H170V167H172L174 164L175 165H177L175 162H173V164H171ZM12 164V163H11ZM35 164H36V162H35ZM34 164V165H35ZM82 164V163H81ZM80 164V165H81ZM88 164V163H87ZM122 164H124L123 163V159H122ZM248 164V163H247ZM8 165V164H7ZM40 165V164H39ZM42 165V164H41ZM79 165V163H78V166H80ZM117 165V164H116ZM116 165L114 164L113 166H115V167H113V168H115V169H117V167H116ZM126 165H128V164H126ZM138 165V164H137ZM28 166V165H27ZM77 166V167H78ZM83 167H84V169L87 167H85L84 165H82ZM82 166H80V167H82ZM88 166H89V164H88ZM120 166V165H119ZM143 166V165H142ZM147 166V165H146ZM146 166H143V167H145V170H142V174L143 175H145L146 173H149L147 170H146ZM47 167V166H46ZM163 167V166H162ZM175 167V166H174ZM173 167V168H174ZM13 168V169H12ZM25 168H26V166H25ZM27 168H29V167H27ZM40 168V167H39ZM45 168V167H44ZM90 167H88V168H86V169H89ZM121 168V167H120ZM119 168V169H120ZM133 168V167H132ZM148 168V167H147ZM38 169V168H37ZM80 169V168H79ZM82 169V168H81ZM80 169V170H81ZM112 169V168H111ZM129 169V168H128ZM83 170V169H82ZM121 170V169H120ZM127 170V169H126ZM151 169H149V171H150ZM113 171H114V169H113ZM144 171V172H143ZM175 171V170H174ZM40 172V171H39ZM88 172V171H87ZM13 173L14 174H18L19 175V177L18 178H15V175H13ZM174 173V172H173ZM78 174V173H77ZM116 174H117V171H116ZM116 174H114V172H113V176L114 177H116V179L115 180H113V177L109 180L110 182V184L109 185H111L110 187H109V185L107 186L109 189L111 188V190H112V193L113 194H115V196H117V198H121V197H124V196H126L127 198H126V201L128 200V202H129V208H126V209H128L127 210V213L129 214V216L131 217V220L133 219V221H134V226L137 228L138 226H139V224H138V220H137V222H136V209L138 208V198H136V191H135V189H137V188H135V183H133V180H132V175H131V173H130V169L128 170V171H126L125 172V174L123 175H120L119 174V176L117 175L116 176ZM150 174V173H149ZM42 175V174H41ZM44 175V174H43ZM47 175V174H46ZM123 176H125L126 178L125 179H123ZM145 176H147V175H145ZM17 177V176H16ZM27 177L29 178L28 180H27V182H25V180L27 179ZM60 178H61V176H60ZM52 179V178H51ZM153 179V178H152ZM79 180V179H78ZM255 182V181H254ZM159 183V182H158ZM46 186V185H45ZM54 186V185H53ZM25 187V186H24ZM150 191H152L153 189L154 190H156L157 188H159V184H157L156 183V181H154V180H152V185L150 184V186L149 187H147ZM23 189V188H22ZM26 189V188H25ZM38 189V188H37ZM163 189V188H162ZM39 190V189H38ZM138 190V189H137ZM147 190V189H146ZM40 191V190H39ZM107 191H109V190H107ZM150 191H148L147 193L149 194L150 193ZM158 191V190H157ZM29 192V193H30ZM160 192V191H159ZM25 193H26V191H25ZM52 193V192H51ZM62 193V192H61ZM137 193H138V191H137ZM27 194V193H26ZM31 194V193H30ZM35 194V193H34ZM125 194V195H124ZM154 194V192H152V194H149L152 198H153V200H156L155 199V196L153 195ZM37 196V201L38 202H40V200L42 201V196L41 197H39L40 195H38V194H36ZM58 195V194H57ZM61 195V194H60ZM155 195H156V193H155ZM160 195V194H159ZM24 197H26L25 196V194L23 195ZM53 196H55V195H53ZM64 196V195H63ZM114 196V195H113ZM139 196V195H138ZM23 197V199L25 200L26 198H24ZM148 197V196H147ZM18 198V199H19ZM18 199H17V201H18ZM31 199V198H30ZM34 199V198H33ZM58 199V198H57ZM56 199V200H57ZM63 199V198H62ZM61 199V200H62ZM20 200V199H19ZM23 200V203L25 202ZM27 200V199H26ZM55 200V199H54ZM16 201V200H15ZM14 201V202H15ZM53 201V200H52ZM140 201V200H139ZM168 201V200H167ZM166 201V202H167ZM127 202V203H128ZM11 203V204H10ZM16 203H19V206H21L20 205V202H16ZM143 203V202H142ZM148 204H152V203H148ZM2 205V204H1ZM39 205V204H38ZM41 205V204H40ZM43 205V204H42ZM51 205H52V202H51ZM51 205H50V207H51ZM54 205H56V203L54 202ZM58 205V204H57ZM71 205V204H70ZM4 206V205H3ZM2 206V207H3ZM5 206H7V204H5ZM14 206H18V205H14ZM64 206V205H63ZM149 206H151V205H149ZM12 207V206H11ZM10 207V208H11ZM65 207H66V205H65ZM4 208V207H3ZM6 208V207H5ZM18 209L20 208V207H17ZM27 208H29V207H27ZM52 208V207H51ZM67 208V207H66ZM153 208V207H152ZM175 208H178L177 207V205H176V207ZM13 209H14V207H13ZM17 209V211H15V212H19V210ZM22 209H23V207H22ZM22 209H20V210H22ZM41 209H43L42 207H41ZM53 209V208H52ZM65 209V208H64ZM6 210V209H5ZM7 210H8V208H7ZM26 210V209H25ZM54 210V209H53ZM143 210V209H142ZM151 210V209H150ZM178 210V209H177ZM22 211H24V210H22ZM84 211V210H83ZM179 211V210H178ZM4 212V211H3ZM5 212H8V211H5ZM14 212V213H15ZM21 212V211H20ZM29 212V211H28ZM35 212V215H34V220L36 221V218H37V215H38V213H36V211H34ZM42 212H44L43 210L41 211V213ZM138 212V211H137ZM17 213H15V214H17ZM54 213V212H53ZM142 213V212H141ZM40 214V213H39ZM76 214V213H75ZM6 217H7V215H8V213L7 214H4ZM23 216H24V214H22ZM26 215V214H25ZM41 215V214H40ZM44 215V214H43ZM82 215V214H81ZM80 215V216H81ZM93 215V214H92ZM96 215V214H95ZM153 215H155V214H152V218L151 219H149L148 217V219H149V222L147 223V225H148V227H149V229H150V231L151 232H153V234L154 233H157V232H162L163 230L165 231V228H167L166 227V223H165V225L163 224V220L162 221H160L159 219H156V217L154 218L153 217ZM20 216V215H19ZM79 216V215H78ZM83 216H84V214H83ZM12 218H13V215L11 216ZM76 217V216H75ZM186 216H183L182 215V218H181V223L182 224H187V221H188V219H187V221L185 220L186 218H185ZM3 218V217H2ZM1 218V219H2ZM21 218H24V217H20V219ZM58 218V217H57ZM83 218V217H82ZM94 218V217H93ZM92 218V219H93ZM159 218V217H158ZM14 219H17V218H14ZM13 219V220H14ZM81 219V218H80ZM91 219V221H93ZM7 220H8V218H7ZM17 220H19V218L17 219ZM22 220V219H21ZM25 220V219H24ZM39 220V219H38ZM37 220V221H38ZM54 220V219H53ZM79 220V219H78ZM130 220V221H131ZM2 221H4V220H2ZM1 221V222H2ZM16 221V220H15ZM144 221V220H143ZM21 222V221H20ZM16 223V222H15ZM31 223V222H30ZM42 223V222H41ZM133 223V222H132ZM21 224H22V222H21ZM27 224V223H26ZM39 224V223H38ZM37 224V225H38ZM60 224V223H59ZM3 225H4V223H3ZM57 225V224H56ZM83 225V224H82ZM145 225V224H144ZM14 226V225H13ZM16 226V225H15ZM21 226H23V224L21 225ZM21 226H20V228H21ZM5 227H7V224H6V226ZM5 227H4V229H5ZM81 227L82 226H80V229H81ZM141 227V226H140ZM11 228V231L9 230V232H8V234L5 236L6 237V242H4L5 243V245L7 246H5L6 248L5 249H7V248H9V250L10 251H8V254H7V256H6V258H5V260H7V262H8V264L10 263V264H14V257H16L17 258V261H19V258H18V256H16L15 254H14V250H12L11 251V249H13V246L15 245V243H16V246H17V243H18V241H19V239H18V237L15 235V233H14V231L16 230H12V227H10ZM16 228V227H15ZM18 228V227H17ZM23 228V227H22ZM35 228H37L36 226H35ZM41 227L39 226V229H40ZM55 228V227H54ZM84 228V227H83ZM89 228V227H88ZM91 228V227H90ZM93 229H96L95 227H92ZM135 228V229H136ZM192 228V227H191ZM190 228V229H191ZM30 229H34V227H32V228H30ZM38 228H37V230L38 231H40V233H41V230H39ZM42 229V228H41ZM134 229V228H133ZM141 229V228H140ZM6 231L8 230L7 228L5 229ZM17 230H19V229H17ZM16 230V231H17ZM26 230V229H25ZM35 230V229H34ZM37 230H36V232H37ZM166 230H168V229H166ZM173 230V229H172ZM189 230V229H188ZM2 231H3V229H2ZM21 231V230H20ZM31 231V230H30ZM149 231V232H150ZM163 231V232H164ZM170 231V230H169ZM254 231V230H253ZM22 232V231H21ZM24 232V231H23ZM29 232V231H28ZM35 232V233H36ZM70 232V231H69ZM84 232V231H83ZM133 232H135V231H133ZM167 232V231H166ZM17 233L19 234V232L17 231ZM52 233V232H51ZM91 233V232H90ZM90 233H89V235H90ZM94 233V232H93ZM2 234H4V233H2ZM22 234V233H21ZM31 234H32V232H31ZM34 234V233H33ZM37 234H39V233H37ZM37 234H35V236L37 235ZM50 234V233H49ZM71 234V233H70ZM78 234V233H77ZM76 234V235H77ZM134 234V233H133ZM150 234V233H149ZM153 234L151 233L150 235L151 236H153ZM160 234H162V233H160ZM246 236H247V239L249 240V242H250V244L252 245V248H253V255L254 256H257L258 255V252L256 251L257 249H256V245H255V242H254V236H253V234L251 233V231L250 232H246ZM28 235V234H27ZM30 235V234H29ZM40 235V234H39ZM59 235V234H58ZM135 235V234H134ZM4 236V235H3ZM34 236V237H35ZM189 236V235H188ZM5 237H4V239H5ZM31 237H33V236H31ZM72 237V236H71ZM95 237H96V235H95ZM95 237H93V240L95 239ZM136 237V236H135ZM178 237H180L179 235H178ZM36 238H38V237H36ZM44 238V237H43ZM59 238V237H58ZM74 238H75V236H74ZM81 238V237H80ZM170 238V237H169ZM186 238V237H185ZM245 238V237H244ZM89 239H90V236H89ZM91 239H92V237H91ZM179 239V238H178ZM182 239V238H181ZM247 239H246V241H247ZM27 240V239H26ZM38 240V239H37ZM37 240H34V241H37ZM184 240V239H183ZM193 240V239H192ZM61 240H59L58 242H60ZM85 241V240H84ZM92 241V240H91ZM90 241V242H91ZM137 241V240H136ZM187 241V240H186ZM23 242V241H22ZM68 242V241H67ZM70 242V241H69ZM177 242V241H176ZM189 242V241H188ZM62 242H60V244H61ZM190 243V242H189ZM74 244H76V243H74ZM81 244H82V242H81ZM90 244V243H89ZM185 244H188V243H185ZM191 244V243H190ZM159 245V244H158ZM161 245V244H160ZM62 246V245H61ZM68 246V245H67ZM77 246V245H76ZM89 246V245H88ZM30 247V246H29ZM32 247V246H31ZM36 247V246H35ZM58 247H59V245H58ZM62 247H64V246H62ZM95 247H96V245H95ZM141 247V246H140ZM164 247V246H163ZM189 247H191V246H189ZM188 247V248H189ZM55 248V247H54ZM75 248V247H74ZM91 248V247H90ZM88 249V248H85V246H83V244L82 245H80L79 244V247L77 248V250H74L73 248L71 249L70 248V250H72V255H70L71 257H63V256H56L55 255V252H54V254H51V255H49V254H47V255H43L42 256V253H40L41 255H38V258L40 259V257L42 258H45V262H43V263H41V260H40V264H111V262L109 263V262H106V261H108V260H110V259H108V257H106L105 255V253H103V251H101V252H96V254L97 253H99V254H97L99 257H100V255H101V258H98V256H96L95 255V253L91 250V249ZM98 248H99V246H98ZM101 248V247H100ZM100 248H99V251H100ZM138 248V247H137ZM56 249V248H55ZM54 249V250H55ZM61 249V248H60ZM63 249V248H62ZM102 249V248H101ZM192 249V248H191ZM8 250V249H7ZM35 250V249H34ZM75 251V253L73 254V252ZM96 250V249H95ZM162 250H163V248H162ZM181 250V249H180ZM3 251V250H2ZM24 251V250H23ZM65 251H66V249H65ZM97 251V250H96ZM165 251V250H164ZM163 251V252H164ZM16 252V251H15ZM41 252V251H40ZM63 252H64V250H63ZM71 252V251H70ZM69 252V253H70ZM140 252V251H139ZM147 252V251H146ZM23 253V252H22ZM39 253V252H38ZM44 253H45V251H44ZM68 253V254H69ZM156 253V252H155ZM175 253V252H174ZM173 253V254H174ZM193 253V252H192ZM143 254V253H142ZM36 255H37V253H36ZM66 255V254H65ZM108 255V254H107ZM147 255V254H146ZM146 255H144V256H146ZM160 255H161V253H160ZM162 255H164V254H162ZM168 255V254H167ZM178 255V254H177ZM34 256V255H33ZM40 256V257H39ZM54 256H56V257H54ZM142 256V255H141ZM171 256V255H170ZM175 256V255H174ZM1 257V256H0ZM153 257V256H152ZM161 257V256H160ZM4 258V257H3ZM36 258V257H35ZM35 258H33L34 260H35ZM139 258V257H138ZM138 258L136 259V258H134L136 261H133L134 262V264H141V262L139 261H137L138 260ZM176 258V257H175ZM28 259V258H27ZM26 259V260H27ZM68 259V260H67ZM70 259V260H69ZM108 259V260H107ZM2 260V259H1ZM4 260V261H5ZM25 260V261H26ZM34 260H33V263H34ZM44 260V259H43ZM133 260V259H132ZM143 260V259H142ZM152 260H154V259H152ZM183 260H185V259H176L175 260V264H187V262H186V260L185 261H183ZM30 261H32V260H30ZM35 261H37V260H35ZM120 261V260H119ZM155 261V260H154ZM153 261V262H154ZM160 260H158L157 262H159ZM38 262V261H37ZM132 262V261H131ZM157 262H155V263H157ZM186 262V263H185ZM31 262H28L27 264H30ZM32 263V264H33ZM161 263V262H160ZM3 264V263H2ZM25 264V263H24ZM38 264V263H37ZM119 264V263H118ZM120 264H121V261H120ZM153 264V263H152ZM166 264V263H165Z\"/></svg>",
	"mask_w": 264,
	"mask_h": 264
}]
</instances>
